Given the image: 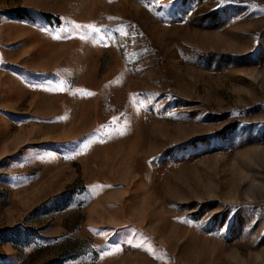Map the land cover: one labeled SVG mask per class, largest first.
Returning <instances> with one entry per match:
<instances>
[{"label": "rangeland", "instance_id": "obj_1", "mask_svg": "<svg viewBox=\"0 0 264 264\" xmlns=\"http://www.w3.org/2000/svg\"><path fill=\"white\" fill-rule=\"evenodd\" d=\"M0 264H264V0H0Z\"/></svg>", "mask_w": 264, "mask_h": 264}, {"label": "snow or ice", "instance_id": "obj_2", "mask_svg": "<svg viewBox=\"0 0 264 264\" xmlns=\"http://www.w3.org/2000/svg\"><path fill=\"white\" fill-rule=\"evenodd\" d=\"M79 27V26H78ZM62 90V89H61Z\"/></svg>", "mask_w": 264, "mask_h": 264}]
</instances>
